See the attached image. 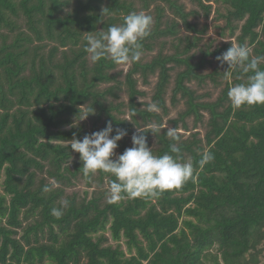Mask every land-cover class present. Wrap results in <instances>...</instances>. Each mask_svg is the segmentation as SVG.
<instances>
[{
  "label": "trees",
  "instance_id": "1",
  "mask_svg": "<svg viewBox=\"0 0 264 264\" xmlns=\"http://www.w3.org/2000/svg\"><path fill=\"white\" fill-rule=\"evenodd\" d=\"M186 1L196 9L181 0H0V264H264V105L231 104L229 89L251 73L230 70L225 78L228 65L216 57L232 44L212 50L203 43L207 24L197 22L214 9L224 24L221 36L227 32L251 56H264V0ZM133 12L153 19L140 61L128 63L125 74L117 69L127 64L92 63L87 36ZM174 71L170 103L182 102L183 109L168 122L186 132L189 119L206 127L203 138L177 133L180 155L193 163L196 179L151 200L110 204L107 191L89 200L66 195L73 181L85 178L72 140L108 122L112 135L128 133L117 155L132 147L137 128L146 131L154 155L171 154L163 119ZM152 76L151 104L158 111L137 101L145 96L139 82L149 85ZM208 82L224 85L215 100L191 87ZM122 93L127 102L120 101ZM92 107L94 114L79 121ZM152 125L160 128L156 135ZM209 151L214 160L200 167ZM85 179L89 185L91 177ZM114 180L98 172L99 187ZM45 185L52 190L45 193ZM63 199L69 206L58 219L52 209Z\"/></svg>",
  "mask_w": 264,
  "mask_h": 264
},
{
  "label": "clouds",
  "instance_id": "2",
  "mask_svg": "<svg viewBox=\"0 0 264 264\" xmlns=\"http://www.w3.org/2000/svg\"><path fill=\"white\" fill-rule=\"evenodd\" d=\"M102 12L105 15L106 9ZM152 25L153 19L150 15L142 12L129 13L123 18L122 24L109 26L107 31L95 35L89 34L85 51L90 55L92 63L102 59H110L117 65L139 62L142 41L151 35ZM216 59L221 66L225 63L228 65V70L224 72L225 78H228L231 72L251 73L246 82L236 83L228 91V97L235 108L264 105V69L260 68L261 63H264V56L253 57L246 46L232 45ZM149 110L159 109L152 103ZM89 114H94L93 107L81 114L79 121L86 119ZM148 130L156 135L160 128L158 125H152ZM113 131L112 123L108 122L104 129L85 135L82 140L73 139L70 144L71 149L79 153L83 162L82 171L85 178H90L98 172L115 177L108 189V203H119L125 199L159 198L165 192L179 190L190 180L196 179L193 163L184 160L180 155L181 148L177 145L181 137L175 128L166 131V136L174 142L170 146L171 154L165 153L161 156L153 154L144 135L146 131L141 128H137L131 137L132 147L117 155L115 150L118 141L128 133L124 129H116L115 135H112ZM213 160L214 155L210 151L206 152L202 155L199 166L203 167ZM51 190L48 185L43 188L45 193ZM68 206V200H61V206L53 208L52 215L61 218Z\"/></svg>",
  "mask_w": 264,
  "mask_h": 264
},
{
  "label": "rangeland",
  "instance_id": "3",
  "mask_svg": "<svg viewBox=\"0 0 264 264\" xmlns=\"http://www.w3.org/2000/svg\"><path fill=\"white\" fill-rule=\"evenodd\" d=\"M181 1L186 6L187 10L196 9V6L189 3L188 1H186V0H181ZM214 13L215 12L213 9V12L210 15L209 19L205 20L203 18H199L197 20V22L200 26L203 24H207V26H208V32L204 36L203 43L204 44L211 43V45H212L211 49L212 50L215 48H220L223 45H228V44L236 45L235 37L230 38L227 35L228 34L227 32H226L225 36H221L222 27L224 26V24H223V21H216L215 20L216 14H214ZM19 23L22 26L24 25V17L22 15H21V18L19 19ZM236 35H238V32L236 33ZM155 54H156V51L152 52V53H148L145 55V59L150 60ZM215 67H216V64H212L204 72L210 73L214 70ZM128 68H129L128 64L123 65V66H120L117 69V71H121V72H123V74H125L127 72ZM175 73H176V71H174L172 73L171 83H170V86L167 90V95H166V104H167L168 109H169L168 115L166 117H164V119H163V128H166V129L172 128L171 124L168 122V120L175 119L177 117L178 113L183 109L182 102H180L176 106H172L170 103L171 90L173 88V80L175 77ZM156 81H157V77L152 76L149 79V85H143L141 82H139L138 88H139V90H141L142 92L145 93V96L140 97L137 100L138 102H144V103H147L149 105L151 104V98H152V95L154 92V87H155ZM191 87L193 89H196L199 94H209L210 100H215L219 96L220 91L223 89L224 85L222 83L220 86L216 87L212 83L208 82L202 88H199L196 84H191ZM120 101L127 102V96L125 95V93L121 94ZM207 118H208V116L205 117V123L207 121ZM83 121H81V122H83ZM187 126H188V130H189L188 132L183 131V129L176 130L177 133H180L184 139L190 137V135L195 133V132L199 133L200 138L204 137V134L206 132L205 124L194 126L193 121L191 119H189V120H187ZM1 183H2V180H0V194H2ZM57 186L58 185L55 182H53V187H57ZM108 189H109V187H108V184L106 182L103 183V185L101 187H99V185H98V173H97L96 175L91 176L89 185H88V181L85 178H83L82 176H79L75 181H73L72 186H70L69 188H66L65 193L68 196H72V195L75 196L77 200H82L84 198L89 200L92 197L93 193H99V192H103V191L108 192ZM109 243L111 245L115 246V243L111 242V240L109 241ZM121 246L123 249H125V245L123 242H122Z\"/></svg>",
  "mask_w": 264,
  "mask_h": 264
}]
</instances>
